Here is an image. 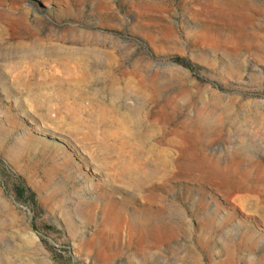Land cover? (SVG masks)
<instances>
[{
  "label": "rangeland",
  "instance_id": "374dc122",
  "mask_svg": "<svg viewBox=\"0 0 264 264\" xmlns=\"http://www.w3.org/2000/svg\"><path fill=\"white\" fill-rule=\"evenodd\" d=\"M0 264H264V0H0Z\"/></svg>",
  "mask_w": 264,
  "mask_h": 264
},
{
  "label": "trees",
  "instance_id": "16d2710c",
  "mask_svg": "<svg viewBox=\"0 0 264 264\" xmlns=\"http://www.w3.org/2000/svg\"><path fill=\"white\" fill-rule=\"evenodd\" d=\"M178 60H182V59H178ZM182 62L186 66H189V64L187 62H184V61H182ZM24 191H25V187L22 186V187H18L16 192H17L19 197H22V194H23Z\"/></svg>",
  "mask_w": 264,
  "mask_h": 264
},
{
  "label": "bare ground",
  "instance_id": "6f19581e",
  "mask_svg": "<svg viewBox=\"0 0 264 264\" xmlns=\"http://www.w3.org/2000/svg\"><path fill=\"white\" fill-rule=\"evenodd\" d=\"M145 160H147V159H145ZM148 163V162H147ZM124 164V163H123ZM130 165H131V163L129 164V168H130ZM133 165V164H132ZM132 167V166H131ZM122 168V167H121ZM137 168V167H136ZM135 168V169H136ZM139 168H140V166H139ZM141 169V168H140ZM125 170V169H124ZM124 174V173H123ZM129 175V174H128ZM140 175V174H139ZM137 178V177H136ZM138 179V178H137Z\"/></svg>",
  "mask_w": 264,
  "mask_h": 264
}]
</instances>
